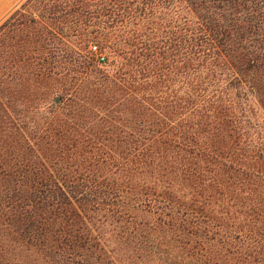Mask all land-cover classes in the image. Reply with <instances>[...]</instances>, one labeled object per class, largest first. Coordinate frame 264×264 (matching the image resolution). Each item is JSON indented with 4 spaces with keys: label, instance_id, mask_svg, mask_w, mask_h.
<instances>
[{
    "label": "trees",
    "instance_id": "obj_1",
    "mask_svg": "<svg viewBox=\"0 0 264 264\" xmlns=\"http://www.w3.org/2000/svg\"><path fill=\"white\" fill-rule=\"evenodd\" d=\"M186 1L178 36L114 14L84 91L0 105V264H264V0Z\"/></svg>",
    "mask_w": 264,
    "mask_h": 264
},
{
    "label": "rangeland",
    "instance_id": "obj_2",
    "mask_svg": "<svg viewBox=\"0 0 264 264\" xmlns=\"http://www.w3.org/2000/svg\"><path fill=\"white\" fill-rule=\"evenodd\" d=\"M142 10L163 15L177 36L189 15L186 0H23L0 22V105L36 108L51 90L84 91L87 81L100 79L88 71L90 60L105 58L101 68L112 74L101 42L131 22L114 14L135 13L138 21Z\"/></svg>",
    "mask_w": 264,
    "mask_h": 264
},
{
    "label": "crops",
    "instance_id": "obj_3",
    "mask_svg": "<svg viewBox=\"0 0 264 264\" xmlns=\"http://www.w3.org/2000/svg\"><path fill=\"white\" fill-rule=\"evenodd\" d=\"M23 0H0V22L13 12Z\"/></svg>",
    "mask_w": 264,
    "mask_h": 264
},
{
    "label": "built area",
    "instance_id": "obj_4",
    "mask_svg": "<svg viewBox=\"0 0 264 264\" xmlns=\"http://www.w3.org/2000/svg\"><path fill=\"white\" fill-rule=\"evenodd\" d=\"M93 49H95V47H93ZM103 60H104V58H103V57H101V58H100V61H103Z\"/></svg>",
    "mask_w": 264,
    "mask_h": 264
}]
</instances>
